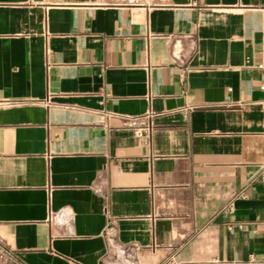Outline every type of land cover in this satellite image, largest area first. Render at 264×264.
<instances>
[{
  "label": "crops",
  "instance_id": "crops-1",
  "mask_svg": "<svg viewBox=\"0 0 264 264\" xmlns=\"http://www.w3.org/2000/svg\"><path fill=\"white\" fill-rule=\"evenodd\" d=\"M0 246L264 264V0H0Z\"/></svg>",
  "mask_w": 264,
  "mask_h": 264
},
{
  "label": "built area",
  "instance_id": "built-area-1",
  "mask_svg": "<svg viewBox=\"0 0 264 264\" xmlns=\"http://www.w3.org/2000/svg\"><path fill=\"white\" fill-rule=\"evenodd\" d=\"M158 113L149 111L143 116L136 117H120V121L124 127L132 129L134 136L142 138L148 141L152 131V119L156 117ZM111 226L107 225L106 230H110ZM6 257L5 250L0 246V261H3ZM247 264H257L254 259H249Z\"/></svg>",
  "mask_w": 264,
  "mask_h": 264
},
{
  "label": "water",
  "instance_id": "water-1",
  "mask_svg": "<svg viewBox=\"0 0 264 264\" xmlns=\"http://www.w3.org/2000/svg\"><path fill=\"white\" fill-rule=\"evenodd\" d=\"M175 104H176V105H175ZM179 106H181V101H177V102H175V103H173V102H169L167 108L170 109V108L179 107Z\"/></svg>",
  "mask_w": 264,
  "mask_h": 264
}]
</instances>
